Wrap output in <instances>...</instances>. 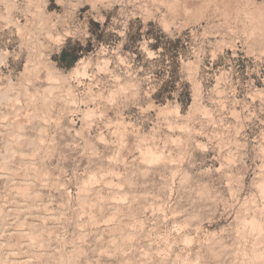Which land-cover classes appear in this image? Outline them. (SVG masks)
<instances>
[{"label":"rangeland","instance_id":"374dc122","mask_svg":"<svg viewBox=\"0 0 264 264\" xmlns=\"http://www.w3.org/2000/svg\"><path fill=\"white\" fill-rule=\"evenodd\" d=\"M0 264H264V0H0Z\"/></svg>","mask_w":264,"mask_h":264},{"label":"trees","instance_id":"16d2710c","mask_svg":"<svg viewBox=\"0 0 264 264\" xmlns=\"http://www.w3.org/2000/svg\"><path fill=\"white\" fill-rule=\"evenodd\" d=\"M81 47L79 46L72 52H69L67 48H63L57 58V62L60 66L71 67L79 57V52H81Z\"/></svg>","mask_w":264,"mask_h":264},{"label":"bare ground","instance_id":"6f19581e","mask_svg":"<svg viewBox=\"0 0 264 264\" xmlns=\"http://www.w3.org/2000/svg\"><path fill=\"white\" fill-rule=\"evenodd\" d=\"M59 88V87H58ZM68 92V91H67ZM62 96V95H61ZM66 100V99H65ZM69 102V101H68Z\"/></svg>","mask_w":264,"mask_h":264}]
</instances>
